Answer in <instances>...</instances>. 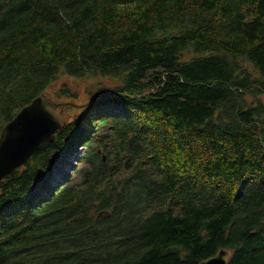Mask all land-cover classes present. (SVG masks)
Here are the masks:
<instances>
[{
	"label": "trees",
	"instance_id": "trees-1",
	"mask_svg": "<svg viewBox=\"0 0 264 264\" xmlns=\"http://www.w3.org/2000/svg\"><path fill=\"white\" fill-rule=\"evenodd\" d=\"M63 74L88 96L0 189V264H264V0H0V134Z\"/></svg>",
	"mask_w": 264,
	"mask_h": 264
},
{
	"label": "water",
	"instance_id": "water-1",
	"mask_svg": "<svg viewBox=\"0 0 264 264\" xmlns=\"http://www.w3.org/2000/svg\"><path fill=\"white\" fill-rule=\"evenodd\" d=\"M65 124L60 103L47 93L24 105L0 134V189L8 177L20 175L22 167L36 151L43 144L54 141ZM108 215L104 210L98 218ZM230 256L231 250L223 248L198 264H228Z\"/></svg>",
	"mask_w": 264,
	"mask_h": 264
},
{
	"label": "rangeland",
	"instance_id": "rangeland-1",
	"mask_svg": "<svg viewBox=\"0 0 264 264\" xmlns=\"http://www.w3.org/2000/svg\"><path fill=\"white\" fill-rule=\"evenodd\" d=\"M64 81H68L69 84H68V88L69 90L71 91H74V92H77L80 96L77 97L75 99V101L79 104H81V102L87 98V87H88V82L91 81V80H88V79H75L69 75H66V74H63L61 75L54 83L53 85L50 87V89L48 90V93L49 95L52 94L54 95V90L61 86V84L64 82ZM51 96V95H50ZM62 110V109H61ZM63 112V110H62ZM71 114L73 115V110H71V113H66L64 112V118L65 120H67L66 118H68L69 116H71ZM85 150V147L84 146H79L78 148H76V150L74 151V153L72 154V156L70 157V160L72 162H77L79 156L82 154V152ZM68 154H63L59 157V162L57 163L56 165V168L53 170L51 176L49 178H47V180L49 181L50 185L52 184H56L59 180V177L62 176L63 172L65 173V170H64V166H66V164L68 163L69 164V161L68 160ZM71 165V164H69ZM41 185L42 186H35L34 189H33V196L36 197V196H40L42 195L43 193H45V188H44V185H45V182H41Z\"/></svg>",
	"mask_w": 264,
	"mask_h": 264
},
{
	"label": "bare ground",
	"instance_id": "bare-ground-1",
	"mask_svg": "<svg viewBox=\"0 0 264 264\" xmlns=\"http://www.w3.org/2000/svg\"><path fill=\"white\" fill-rule=\"evenodd\" d=\"M67 113V112H66Z\"/></svg>",
	"mask_w": 264,
	"mask_h": 264
}]
</instances>
